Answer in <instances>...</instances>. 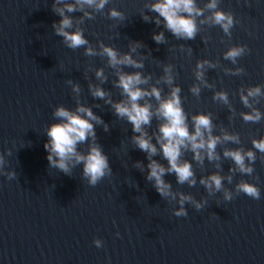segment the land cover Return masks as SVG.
<instances>
[{
    "label": "water",
    "instance_id": "obj_1",
    "mask_svg": "<svg viewBox=\"0 0 264 264\" xmlns=\"http://www.w3.org/2000/svg\"><path fill=\"white\" fill-rule=\"evenodd\" d=\"M149 0H111L104 13L93 12L92 19L81 12L68 14L73 29H83L90 46L99 51V42L121 53L134 41L144 46L133 54L142 59L144 67H123L125 72L139 71L150 76L147 85L161 89L169 86L157 81L163 67L173 68L174 84L181 88L184 110L190 115L210 113L213 134L220 130L239 133L241 143L217 146L220 161L203 165L192 162L197 183L193 187L177 184L175 176L166 174L174 192L192 195L206 201L201 210L186 203L187 215L176 217L175 201L160 197L145 179L147 168L140 171L137 161L147 165L144 152L131 142V125L118 118L110 105L89 93V84L102 87L111 99L120 100V90L113 81L115 70L102 55L87 56L84 47L70 49L56 35L52 24L60 17L52 11L53 0H0V152L12 150L7 156L5 171L16 172V179L0 176V264H264V158L257 153L252 176L231 174L232 183L224 188L233 192L226 201L223 191L209 194L199 183L201 176L219 172L230 175L234 167L225 159V148H251V140L264 135V119L258 123L244 122L240 113L249 111L239 100V90L253 85L264 88V0H219V8L233 14L231 36L219 26L201 24L192 40H180L153 22L141 19L150 16L144 7ZM204 7L207 0H197ZM124 13L123 21L108 19V8ZM90 11V10H89ZM210 15L205 9V16ZM198 19H202L198 18ZM71 31V30H70ZM164 31L165 42L152 40L154 32ZM246 45L248 51L233 64L222 54L232 45ZM191 49V53L187 51ZM209 60L215 67L206 68L204 79L213 87H205L195 79L198 60ZM242 67L244 72L231 75ZM104 69L106 79L95 76ZM78 84L74 93L71 84ZM200 84L199 96L190 91ZM216 91L227 92L229 105L213 100ZM77 102L89 106L100 116L103 125L95 126L96 142L109 158L112 175L96 186H89L81 176V167L70 175L50 168L43 147L45 129L54 122L57 105L74 110ZM143 101H141L142 103ZM156 105L154 99L151 100ZM253 103L264 112V99ZM153 119L147 130L156 129ZM191 130V121H189ZM155 143V140H153ZM86 151L87 144L80 145ZM162 164L167 162L154 156ZM220 167L216 168L215 164ZM245 180L255 184L260 199L244 193L236 194V183ZM119 233V236L116 235ZM102 241V247L93 244Z\"/></svg>",
    "mask_w": 264,
    "mask_h": 264
},
{
    "label": "clouds",
    "instance_id": "obj_2",
    "mask_svg": "<svg viewBox=\"0 0 264 264\" xmlns=\"http://www.w3.org/2000/svg\"><path fill=\"white\" fill-rule=\"evenodd\" d=\"M111 0H53L52 11L60 17L58 22L52 24L55 34L63 38L66 47L77 49L84 47L85 55H102L107 58L108 66L115 70L116 79L113 84L120 90V100H113L108 92L98 85L89 84V93L94 98H99L104 103L111 106L118 118L125 120L131 125V142L140 151L144 152L148 161L147 165L137 161L135 167L141 172L147 168L145 179L152 183V187L160 197L175 201L178 207L172 210L176 217L187 215L185 204H191L196 210H201L206 201H197L192 195L182 192H174L172 185L164 179L166 174L175 176L176 183L187 184L193 187L197 183L196 174L191 161L203 165L205 159L209 162L220 161L221 154L217 152V146L223 143H241L239 133L229 132L221 129L219 135L213 134L214 125L210 113L197 112L189 116L185 112L180 96L181 88L174 84L173 68L171 65L163 67V76L157 81H161L169 86V92L162 96L161 89L155 85H147L150 76L143 75L139 71L125 72L123 67L142 69L144 67L142 59L134 58L133 54L138 48L144 45L139 41L129 44L127 52L121 53L117 49L99 42V51L90 46L85 38L83 29H73V19L70 15L77 11L81 12L85 18L92 19V13H104ZM144 7L150 13H141V19L145 22H153L157 26L170 32L175 38L180 40H192L200 31L201 24H211L219 26L225 35L231 36V29L234 23L233 14L219 8V0H207L204 7H200L197 0H149ZM205 9L210 15L205 16ZM90 10V11H89ZM108 19L123 21L125 15L115 7L108 8ZM202 19H198L201 18ZM71 30V31H70ZM152 40L161 44L165 42L164 31L154 32ZM189 54L191 49L187 50ZM248 51L246 45L237 44L229 47L223 54V58L233 64L237 63L239 57ZM215 67L211 61L198 60L195 65V79L200 81L205 87H213L204 79L206 68ZM231 75H239L244 72L242 67L234 71L228 70ZM95 76L103 82L106 77L103 68L95 70ZM71 84L72 91L79 93L78 84L67 81ZM200 84H193L189 91L194 96L200 94ZM239 100L249 111L241 112L240 118L244 122L258 123L264 119V112L253 103L259 104L264 99V88L259 84L241 88L239 90ZM213 100L229 105V111H233L230 106L227 92L216 91L213 93ZM156 101L153 106L151 100ZM141 101H143L141 103ZM54 122L48 124L45 129L47 141L43 147L47 153L46 159L49 167L58 169L66 175H70L72 169L80 166L81 176L89 186H96L103 178L112 175L109 158L104 153L102 147L96 142L95 126L103 125L108 131V125L102 118L96 115L92 108L77 102L74 110L63 105H57L52 112ZM158 121L156 129L149 133L152 121ZM191 121V130L189 126ZM155 140V143H153ZM87 144L86 151L80 150V145ZM185 152H191V161L184 159ZM257 153L264 158V135L251 140V148L243 149L225 148L222 155L225 159H230L234 167L229 168L230 175L222 176L218 171L211 172L207 176H201L199 183L205 190L212 194L223 191V198L226 201L233 199V192L224 188V181L232 183V175L252 176L254 164L257 160ZM12 155L11 149L0 152V176L6 179H16V172L9 169L5 171L8 161L7 156ZM159 155L167 164H162L154 156ZM216 168L220 165L215 164ZM236 194L244 193L252 199H260V189L253 183L241 180L234 187ZM119 236V233H116ZM93 244L100 248L102 241L94 239Z\"/></svg>",
    "mask_w": 264,
    "mask_h": 264
}]
</instances>
